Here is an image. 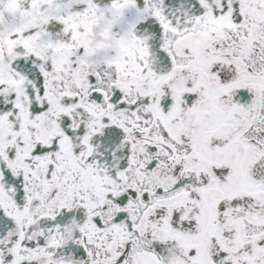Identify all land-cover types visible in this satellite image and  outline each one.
Returning a JSON list of instances; mask_svg holds the SVG:
<instances>
[{
    "label": "snow or ice",
    "instance_id": "1",
    "mask_svg": "<svg viewBox=\"0 0 264 264\" xmlns=\"http://www.w3.org/2000/svg\"><path fill=\"white\" fill-rule=\"evenodd\" d=\"M0 264H264V0H0Z\"/></svg>",
    "mask_w": 264,
    "mask_h": 264
}]
</instances>
